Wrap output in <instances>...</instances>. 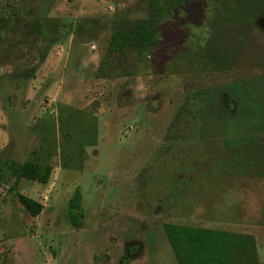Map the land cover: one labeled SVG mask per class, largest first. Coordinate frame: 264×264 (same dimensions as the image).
Here are the masks:
<instances>
[{
	"label": "rangeland",
	"instance_id": "1",
	"mask_svg": "<svg viewBox=\"0 0 264 264\" xmlns=\"http://www.w3.org/2000/svg\"><path fill=\"white\" fill-rule=\"evenodd\" d=\"M147 16L146 0H0V264H179L165 223L251 234L264 264V0H195L154 47L110 49ZM26 161L50 181H17Z\"/></svg>",
	"mask_w": 264,
	"mask_h": 264
},
{
	"label": "trees",
	"instance_id": "2",
	"mask_svg": "<svg viewBox=\"0 0 264 264\" xmlns=\"http://www.w3.org/2000/svg\"><path fill=\"white\" fill-rule=\"evenodd\" d=\"M148 16L128 25L121 26L112 35L110 49L122 52L127 48L148 49L158 41L155 24L168 20L195 0H146ZM166 2V9L160 3ZM193 104L186 103L175 114L166 132V139H172L183 132L184 118ZM13 175L47 184L53 173V166L35 161L11 165ZM82 194L76 191L69 201V218L74 225L79 223L78 210ZM21 205L33 216L39 215L44 205L25 194H18ZM164 229L179 264H256V240L251 234L232 233L201 226L179 223H165Z\"/></svg>",
	"mask_w": 264,
	"mask_h": 264
}]
</instances>
